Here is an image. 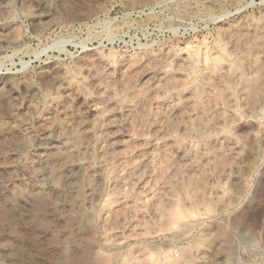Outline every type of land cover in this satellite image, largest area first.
<instances>
[{
	"label": "rangeland",
	"instance_id": "obj_1",
	"mask_svg": "<svg viewBox=\"0 0 264 264\" xmlns=\"http://www.w3.org/2000/svg\"><path fill=\"white\" fill-rule=\"evenodd\" d=\"M0 264H264V0H0Z\"/></svg>",
	"mask_w": 264,
	"mask_h": 264
},
{
	"label": "bare ground",
	"instance_id": "obj_2",
	"mask_svg": "<svg viewBox=\"0 0 264 264\" xmlns=\"http://www.w3.org/2000/svg\"><path fill=\"white\" fill-rule=\"evenodd\" d=\"M27 125V124H26ZM28 126V125H27ZM26 126V127H27ZM68 126V125H67ZM26 130V129H25ZM67 135V134H66ZM66 135H64V134H60L59 135V137L57 138V144H58V147L59 148H62V147H65V146H67V143L69 142V140H68V138L67 137H69V136H66ZM47 143H45V146H40V147H38L37 149H35L36 151H39V152H41V151H44L46 148H47ZM38 162V161H37ZM78 166V165H77ZM41 175V174H40ZM43 176V175H42ZM41 176V177H42ZM40 178V177H39ZM42 178H44V177H42ZM45 179H46V181H49L50 179H49V176H47V177H45ZM41 181V180H40ZM47 183V182H46Z\"/></svg>",
	"mask_w": 264,
	"mask_h": 264
}]
</instances>
